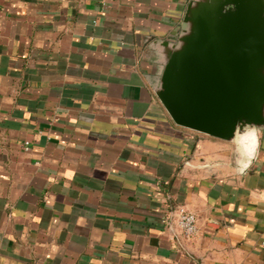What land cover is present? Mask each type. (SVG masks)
Instances as JSON below:
<instances>
[{"label": "crops", "instance_id": "1", "mask_svg": "<svg viewBox=\"0 0 264 264\" xmlns=\"http://www.w3.org/2000/svg\"><path fill=\"white\" fill-rule=\"evenodd\" d=\"M190 2L0 0V264H264V130L242 172L156 93Z\"/></svg>", "mask_w": 264, "mask_h": 264}, {"label": "water", "instance_id": "2", "mask_svg": "<svg viewBox=\"0 0 264 264\" xmlns=\"http://www.w3.org/2000/svg\"><path fill=\"white\" fill-rule=\"evenodd\" d=\"M183 22L157 45L156 93L177 126L235 143L243 172L257 149L242 139L264 130V0H191Z\"/></svg>", "mask_w": 264, "mask_h": 264}, {"label": "built area", "instance_id": "3", "mask_svg": "<svg viewBox=\"0 0 264 264\" xmlns=\"http://www.w3.org/2000/svg\"><path fill=\"white\" fill-rule=\"evenodd\" d=\"M29 143H25V150L28 151ZM175 223L177 225V228L180 232V234L187 240L192 239L197 234V218L196 216L188 212L187 210H184L183 208H180L177 211V215L175 218Z\"/></svg>", "mask_w": 264, "mask_h": 264}]
</instances>
